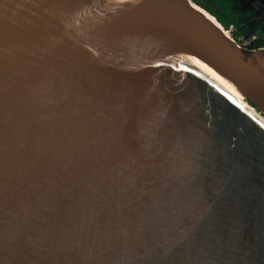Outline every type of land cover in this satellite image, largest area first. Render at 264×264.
Returning a JSON list of instances; mask_svg holds the SVG:
<instances>
[{
  "label": "water",
  "instance_id": "obj_1",
  "mask_svg": "<svg viewBox=\"0 0 264 264\" xmlns=\"http://www.w3.org/2000/svg\"><path fill=\"white\" fill-rule=\"evenodd\" d=\"M211 72L264 113L191 0H0V264H264V125Z\"/></svg>",
  "mask_w": 264,
  "mask_h": 264
},
{
  "label": "trees",
  "instance_id": "obj_2",
  "mask_svg": "<svg viewBox=\"0 0 264 264\" xmlns=\"http://www.w3.org/2000/svg\"><path fill=\"white\" fill-rule=\"evenodd\" d=\"M199 5L204 12L213 17L215 21L225 30L231 28V36L235 41L255 33L256 38L250 47H264V37L260 24L255 19L258 7L253 0H191ZM264 2V0H262ZM253 115L261 119L264 124V113L258 112L245 101H239Z\"/></svg>",
  "mask_w": 264,
  "mask_h": 264
},
{
  "label": "built area",
  "instance_id": "obj_3",
  "mask_svg": "<svg viewBox=\"0 0 264 264\" xmlns=\"http://www.w3.org/2000/svg\"><path fill=\"white\" fill-rule=\"evenodd\" d=\"M253 3L258 7V10H259L258 14L255 16V19L260 24V29L262 30V36L264 37V2L262 0H253ZM230 30L231 28L226 30L229 33V35H231ZM255 38H256V35L254 33H251L248 35L247 38L242 39L240 41V45L243 47H248L253 43Z\"/></svg>",
  "mask_w": 264,
  "mask_h": 264
},
{
  "label": "bare ground",
  "instance_id": "obj_4",
  "mask_svg": "<svg viewBox=\"0 0 264 264\" xmlns=\"http://www.w3.org/2000/svg\"><path fill=\"white\" fill-rule=\"evenodd\" d=\"M251 34V33H250ZM255 34V33H254ZM256 35V34H255ZM248 37V36H247ZM245 37V38H247ZM245 38H241L239 39V42L237 41V43L240 45V41L242 39H245ZM247 48H251L250 46H248ZM212 73V77L213 79H215L221 86H223V88H225L238 102L243 100L241 98V96L239 95V93L231 86V84H229L227 81H225L224 79H222L221 77H219L218 75H216L215 73L211 72ZM243 107V106H242ZM244 108V107H243ZM245 109V108H244ZM246 110V109H245ZM249 112V111H248ZM250 113V112H249ZM251 115H253L252 113H250ZM255 117V115H253ZM264 125V124H263Z\"/></svg>",
  "mask_w": 264,
  "mask_h": 264
},
{
  "label": "rangeland",
  "instance_id": "obj_5",
  "mask_svg": "<svg viewBox=\"0 0 264 264\" xmlns=\"http://www.w3.org/2000/svg\"><path fill=\"white\" fill-rule=\"evenodd\" d=\"M240 103V102H239ZM241 104V103H240ZM242 105V104H241ZM243 106V105H242ZM244 107V106H243ZM245 108V107H244ZM246 109V108H245ZM247 111H249L248 109H246ZM250 112V111H249ZM251 113V112H250Z\"/></svg>",
  "mask_w": 264,
  "mask_h": 264
},
{
  "label": "snow or ice",
  "instance_id": "obj_6",
  "mask_svg": "<svg viewBox=\"0 0 264 264\" xmlns=\"http://www.w3.org/2000/svg\"><path fill=\"white\" fill-rule=\"evenodd\" d=\"M197 63H198V61H197Z\"/></svg>",
  "mask_w": 264,
  "mask_h": 264
}]
</instances>
